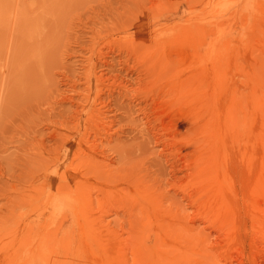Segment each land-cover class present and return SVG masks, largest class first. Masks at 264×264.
Returning a JSON list of instances; mask_svg holds the SVG:
<instances>
[{
    "label": "rangeland",
    "instance_id": "374dc122",
    "mask_svg": "<svg viewBox=\"0 0 264 264\" xmlns=\"http://www.w3.org/2000/svg\"><path fill=\"white\" fill-rule=\"evenodd\" d=\"M262 1L0 0V264H21L24 242L27 249L39 246L43 258L33 264L50 256L65 260L67 242L80 248L74 258L90 257L87 245L105 251L96 245L102 243L98 226L128 230L142 221L140 207L156 204L141 190L187 214L196 234L215 239L193 216L194 205H187L192 202L180 188L193 178L203 123L177 99L176 70L201 60L209 68L229 62L232 88L241 89L253 61L248 44L233 40V48L222 53L213 49L216 40L203 35L220 31L227 21L245 32L241 22ZM229 169L237 178L239 169ZM188 249L195 253L186 259H167L165 252L173 250L168 247L145 248L137 259L229 264L224 255ZM126 259L134 264L135 257Z\"/></svg>",
    "mask_w": 264,
    "mask_h": 264
},
{
    "label": "bare ground",
    "instance_id": "6f19581e",
    "mask_svg": "<svg viewBox=\"0 0 264 264\" xmlns=\"http://www.w3.org/2000/svg\"><path fill=\"white\" fill-rule=\"evenodd\" d=\"M257 7L259 9L254 15L241 22L243 30L246 29L245 32H242L241 26L236 29L232 22L227 21L224 26L220 27L218 25V29L221 28L220 31L207 32L204 35L200 33L204 38H211L212 41L216 40L217 42L214 43L213 49L217 46V49L218 47L220 48L218 51L223 50L222 53L224 51L226 53L227 50L233 48V40H241L245 43V47L246 43L248 44V55L253 61L251 64H247L250 67L248 66L247 75H244L245 79L242 80L241 86L243 87L241 88L236 84L241 89L235 90V87L232 88L231 75L234 73L229 74L232 71L228 67L229 62L226 65L224 64V66L219 62H215L216 66L209 68L201 60L196 61L197 63L195 62L196 64L194 65L193 63L190 64L186 69H180L184 70L183 72L178 73V70H176L177 74L181 73L176 81L177 99H180L179 101H182L183 104L188 105L195 120L203 123L200 132L202 141L198 145L199 154L191 162L192 169L190 176L192 175L193 178L192 180H188L187 184L180 186V188L181 191L183 190L185 194H188L190 198L188 199L193 203L187 205L191 207L194 205L193 216L205 223L206 227L210 228V236H212L211 230L214 231L216 234V237L214 236L215 239L209 241L202 235H198L200 233L196 234L193 224L188 222L187 214L185 216L182 209L180 210L182 213L174 211L175 209L169 210L171 207L168 209L163 206L159 202L157 195L155 196V194L153 195L141 190L142 195L154 198L156 204L151 209L140 207L139 211L142 221L138 225L128 228V230H124V228L115 230L110 228L109 225L98 226V235H100V242L102 243L101 245L96 243V245L101 246L100 248L105 251L98 252L100 249L97 250L94 247L95 245H93L94 243L89 240L93 243V247L87 245L88 249L93 250L90 251V254L95 256L90 255L87 258L86 255L81 254L79 258H74L71 254L77 253L80 248L74 241L70 245L67 242L66 244L68 245L65 244L67 249L65 247L64 251L67 254V257L66 255L65 257L69 259L66 260L65 258L62 261L56 260L57 257L50 256V252L52 251L47 246L45 248L49 252L50 257L44 261L41 260V264H128L126 259L128 255L135 257L134 264H139L137 257H140L146 251L145 248L161 249L166 247L173 249L165 252L167 259L176 254L182 255L183 259H186L189 254L195 253L188 248H202V250L206 251L204 255L209 256V254L213 253L219 257L224 255L226 257L224 259L229 264H234L233 260L235 256L237 259L236 264H264V1ZM195 21L196 24L204 27V22L201 19H196ZM198 30L200 31V29ZM200 34L198 33V35ZM243 43L241 44L244 46ZM211 61L213 62L214 60ZM237 67L239 68L238 65ZM232 68L236 67L233 66ZM239 84L241 83L239 82ZM245 88L246 91L244 90ZM229 166H236L239 169L237 178L230 176V172L228 171ZM237 184L240 189H236ZM150 191L152 192V190ZM108 199L110 200L111 198L108 197ZM132 199H134V202H137L135 197ZM50 216L48 220L53 217L51 214ZM35 221L38 220L36 219ZM54 224L57 223L55 222ZM61 225L63 226L64 223L62 224L61 222ZM55 227L57 226L54 225ZM90 229L92 230V228ZM57 232L55 235L58 234ZM91 238L95 240L93 237ZM26 244L24 242L25 249H21L19 252L21 256L24 254L23 257L19 258H23L22 261L20 260L21 264H33L35 261L37 262L43 258L36 250L39 246H36V249L34 247L32 249L28 248V250ZM43 245L41 249H44ZM70 248L72 251L68 253V249ZM245 248H248L247 252ZM85 253L87 254V251ZM200 253L203 255V252ZM78 254L76 255L78 256ZM11 255L9 254L10 257ZM0 256L2 257V255Z\"/></svg>",
    "mask_w": 264,
    "mask_h": 264
}]
</instances>
